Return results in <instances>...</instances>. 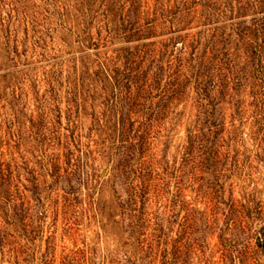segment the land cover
<instances>
[{"label": "trees", "instance_id": "obj_1", "mask_svg": "<svg viewBox=\"0 0 264 264\" xmlns=\"http://www.w3.org/2000/svg\"><path fill=\"white\" fill-rule=\"evenodd\" d=\"M27 1L0 0V264L48 219L120 229L123 264H262L264 0Z\"/></svg>", "mask_w": 264, "mask_h": 264}, {"label": "rangeland", "instance_id": "obj_2", "mask_svg": "<svg viewBox=\"0 0 264 264\" xmlns=\"http://www.w3.org/2000/svg\"><path fill=\"white\" fill-rule=\"evenodd\" d=\"M33 1H27L29 7H31ZM37 1L31 13H35L39 19H43L46 16L48 18L46 20L47 25L52 29H57V20L54 12L52 10L45 12V7ZM205 14L208 13L204 12ZM244 15L247 23L240 26V29L249 28L251 30L252 27H250L251 23L249 20L254 14L251 11H245ZM235 16L236 11H226L223 15V21L217 25H205L202 22L201 26L193 29V32H200L197 36L203 45L209 39H220L216 35L221 33L229 35L227 39L232 41L233 46L239 39L235 34V31L239 28L235 24L236 21H232L229 18ZM19 27V35L23 37L22 24ZM213 34H215L214 38H212ZM46 40L50 52L57 51L59 48L64 51L68 50V45L72 42V39L61 31L54 32L52 39ZM83 120L88 121L86 118ZM182 135V129H178L172 142L171 151H174V146L179 143ZM258 189L264 191V182H261V180ZM103 219H106V217ZM50 220L48 219L35 233L17 235L14 239L21 245L19 250L21 258H25L27 261V263L20 262L21 264H123L126 254L131 255L135 250V247L130 245L132 239H128V236L123 234L120 229L111 225H107L103 229L95 225L89 227L83 225L79 229L66 231L60 221L57 222V226L48 227ZM214 241L213 239L212 242ZM261 253L264 255V250ZM261 261L264 264V256L261 257Z\"/></svg>", "mask_w": 264, "mask_h": 264}]
</instances>
